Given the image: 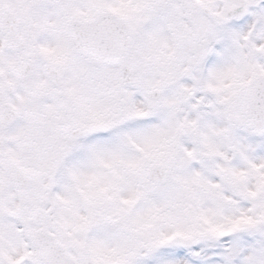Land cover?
Listing matches in <instances>:
<instances>
[{
    "label": "snow or ice",
    "instance_id": "6c2138e0",
    "mask_svg": "<svg viewBox=\"0 0 264 264\" xmlns=\"http://www.w3.org/2000/svg\"><path fill=\"white\" fill-rule=\"evenodd\" d=\"M0 264H264V0H0Z\"/></svg>",
    "mask_w": 264,
    "mask_h": 264
}]
</instances>
